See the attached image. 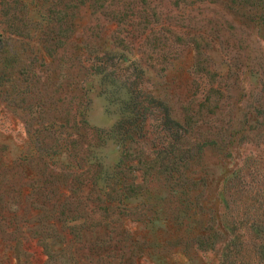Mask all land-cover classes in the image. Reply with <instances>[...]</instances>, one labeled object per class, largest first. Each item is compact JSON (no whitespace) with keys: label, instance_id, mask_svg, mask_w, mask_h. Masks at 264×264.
I'll return each mask as SVG.
<instances>
[{"label":"rangeland","instance_id":"obj_1","mask_svg":"<svg viewBox=\"0 0 264 264\" xmlns=\"http://www.w3.org/2000/svg\"><path fill=\"white\" fill-rule=\"evenodd\" d=\"M0 29V264H264V0H0ZM107 51L138 60L147 116L121 162L119 95L86 65ZM187 148L168 188L151 160Z\"/></svg>","mask_w":264,"mask_h":264},{"label":"trees","instance_id":"obj_2","mask_svg":"<svg viewBox=\"0 0 264 264\" xmlns=\"http://www.w3.org/2000/svg\"><path fill=\"white\" fill-rule=\"evenodd\" d=\"M4 42H5L4 34L1 32L0 29V86L2 85L1 62L5 48L3 47ZM93 55H94L93 58H88L86 60V65L89 64L92 68L96 67L97 65L104 66L103 71L99 72L98 78L101 80V82H104V84L106 85L108 92H110V97L113 96V92L119 95V99L118 98L115 99V102L117 104L116 113H117L118 121L113 125L111 131H108V135L111 136L117 135V137L119 138L120 142L116 145V147L118 145L121 146H118L119 148L117 147L116 151L119 153V157H121V159H119V162H121L124 155L127 156V152H129V150L131 149L132 144L135 143L133 138L131 139V141H126V138L130 136V133L132 132L136 135L138 134V136L140 135L142 138L145 137L143 135V132L146 126L141 127V125L147 122V116L145 115L146 112L144 111L142 103L137 101V97L135 96V92L133 90L135 84L138 83L136 81L137 75L135 71L137 70V68H140V66L138 64V60L133 56L132 57L119 56V54L116 52L107 51L106 54L104 55L97 53ZM100 80L96 79L95 81L98 82ZM181 128H183V126L181 125L180 122L175 121L168 114L164 116V123H161V133L167 136V140L171 141L172 143H177V142L180 143L182 138H180L179 129ZM42 146L43 143L37 139L36 144L30 146V148L32 149L33 152H35L36 156L38 155L44 159H51L53 163H59L65 165V158L63 156L64 154H62V151L58 152L55 150L58 147V145H55L52 148H42ZM178 151H180V149ZM96 155L97 152L95 151L94 152L95 158ZM19 159L20 158L16 160ZM191 160H192V150L190 148H187L186 150H183L181 154H178V156H171L170 158L168 157L162 158L159 157V155H156L153 158V160H151V164L150 162H148V164H150V166L153 165V168L154 166L159 165L160 169L153 176L159 178L161 175L162 176L161 180H163L165 184L167 183L169 184V186H167L168 188L169 187L176 188L178 187V182H177L178 180L174 179L172 176H170V174L179 173L181 176H183V170L181 169L182 163L183 162L187 163L190 162ZM97 162H100V167H101L99 175L97 176L98 181L100 183H105V182L107 183L108 181H111L106 186L105 191L103 192L104 196L106 197V203L111 205V207L116 206L118 210L120 209L119 204H122V202L128 198L127 194H126V198H123V194L125 193V190L122 188V186H119L124 183L125 177L124 175L122 176L124 178L122 182L114 183L111 177H112V173H115L116 170L113 169L112 167L107 166L104 163V158H100V160H97ZM133 163H136L138 165L141 164L144 165L142 162L138 160L136 161L134 160ZM149 171H150L149 169L147 171L141 169L139 172L140 174H138L137 177L136 176L132 177L131 181L133 183L137 182L139 184L148 181ZM113 195H117L118 198L114 200ZM120 214H122L121 211ZM35 238L38 239L40 238V236L37 235V237ZM42 238L44 239V237ZM43 239L40 238L42 242V246H44L46 250L48 249L50 253L48 252L46 253V255L48 258H50L51 253L54 254V252H51L52 250L50 249L51 248L50 244L48 242H45V239L44 240ZM14 253L17 255V250ZM185 255L187 257V255L189 254H187L186 252ZM16 261L18 264H20L19 258L16 257Z\"/></svg>","mask_w":264,"mask_h":264}]
</instances>
